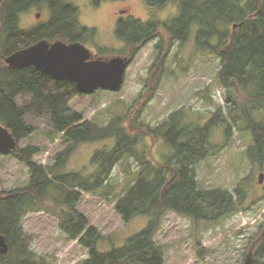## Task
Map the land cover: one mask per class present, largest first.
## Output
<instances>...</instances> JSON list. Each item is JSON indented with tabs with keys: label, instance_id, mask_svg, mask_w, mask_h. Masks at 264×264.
I'll use <instances>...</instances> for the list:
<instances>
[{
	"label": "trees",
	"instance_id": "obj_1",
	"mask_svg": "<svg viewBox=\"0 0 264 264\" xmlns=\"http://www.w3.org/2000/svg\"><path fill=\"white\" fill-rule=\"evenodd\" d=\"M168 1L147 0L155 9ZM42 3L46 4L50 19L30 30L21 28V16ZM179 9L178 16L172 20L152 21L157 35L152 34L154 25H144L134 18L119 22L116 34L135 57L159 36L157 30L161 27L176 42L186 41L194 27L198 29L199 46L209 49L221 61V85L237 88L247 98L241 114L233 117V124L244 121L245 128L241 127L240 131L252 135L249 159L257 162L264 156V122L256 121L246 104L264 110V0H179ZM94 33V29L80 24L78 8L66 0H0V123L18 143L47 126L54 138L69 145L58 155L54 166L35 161L40 152L36 147L0 155L15 158L31 174L28 187L0 194V234L9 248L7 254L0 253V264H53L38 257L32 249V238L24 229V219L29 213L46 212L58 217L68 240L78 241L88 250L89 257L82 264H165V251L157 243L156 235L167 213L212 223L230 218L243 209L242 190L236 197L224 189H199L196 166L209 155L207 144L209 133L216 125L214 121L194 130L181 125L183 113L179 112L156 128L141 122L131 127L121 117H114L107 126H101L85 120L82 113L70 107L75 96L83 95L75 83L56 80L34 67L13 69L3 61V57L42 40L92 43L88 39ZM229 102L237 104L234 100ZM220 122L225 123L222 126L229 137L234 125L223 119L217 125ZM145 137L153 142L162 138L175 151L174 157L166 164L154 165L139 150ZM110 139H116V146L110 153L96 156L100 167L97 174L89 178L60 174L69 153L77 146ZM129 159L138 163L139 171L118 198L116 210L126 223L139 216H149L151 221L124 246L102 253L98 250L104 238L102 232L78 210V205L83 193L102 189L114 169ZM48 202L54 207H46ZM250 260L246 262L264 264V225Z\"/></svg>",
	"mask_w": 264,
	"mask_h": 264
},
{
	"label": "rangeland",
	"instance_id": "obj_2",
	"mask_svg": "<svg viewBox=\"0 0 264 264\" xmlns=\"http://www.w3.org/2000/svg\"><path fill=\"white\" fill-rule=\"evenodd\" d=\"M66 2L78 8L82 26L95 30L88 39L92 43L86 42V46L103 56L130 54V49L116 34L119 17L146 21L155 14V21L166 22L176 18L180 10L178 0H169L154 13L147 0ZM38 14L41 15L39 19ZM50 16L46 4H39L21 16V28L38 27ZM197 31L194 27L186 41L176 42L163 28L159 29V36L135 56L120 92L98 91L91 96H75L70 107L82 113L85 120L101 126H107L114 117H121L131 127L141 122L156 128L179 112L183 113L181 125L194 130L205 128L214 121L216 125L209 133L207 144L209 155L196 166L199 189H224L236 197L242 190L244 210L212 223L196 222L169 212L162 220L156 241L165 251V264H246L247 259L252 261L254 257L264 225V182L260 183V176L264 174V156L255 163L249 159L252 135L241 133L240 128H245L244 121L233 124V117L241 114L247 98L237 88L221 85V61L209 49L199 46ZM246 106L256 121L264 122V110ZM222 119L234 125L229 137L222 126L225 123L217 125ZM179 122L180 118L176 120L177 124ZM51 132L49 127L42 126L32 136L20 141L18 149L36 147L40 152L35 161L54 166L58 155L69 145L54 138ZM145 138L141 140L139 150L144 151L154 165L166 164L174 157L175 151L162 138L154 142ZM116 143V139H110L77 146L69 153L60 174H80L84 178L94 176L100 170L96 156L102 152L110 153ZM138 171L134 159L125 161L114 169L102 189L83 193L79 202L78 210L102 232L104 238L98 245L102 253L124 246L151 221L149 216H139L126 223L116 210L118 198L133 183ZM30 179L26 165L13 157L0 156V194L26 188ZM45 206L54 207L51 202ZM24 229L32 238L33 251L50 263L82 264L89 257L88 250L78 241L68 240L58 217L46 212L29 213L24 219Z\"/></svg>",
	"mask_w": 264,
	"mask_h": 264
},
{
	"label": "water",
	"instance_id": "obj_3",
	"mask_svg": "<svg viewBox=\"0 0 264 264\" xmlns=\"http://www.w3.org/2000/svg\"><path fill=\"white\" fill-rule=\"evenodd\" d=\"M37 15V19L40 18ZM237 26L235 25L234 28ZM133 56L96 57L83 43L42 40L33 46L3 57L6 65L13 69L34 67L56 80L75 83L78 91L91 96L99 90L118 93L124 85L127 69L133 63ZM18 150V141L0 123V155ZM264 182V174L260 183ZM9 248L0 234V253L7 254ZM248 264V262H246Z\"/></svg>",
	"mask_w": 264,
	"mask_h": 264
},
{
	"label": "flooded vegetation",
	"instance_id": "obj_4",
	"mask_svg": "<svg viewBox=\"0 0 264 264\" xmlns=\"http://www.w3.org/2000/svg\"><path fill=\"white\" fill-rule=\"evenodd\" d=\"M178 2H179V0H178ZM151 9H153V10H152L153 13H154V11L156 10V9H154V8H151ZM179 12H180V10H179ZM154 15H155V14H154ZM154 15L151 14V16L149 17V19H147L146 21H143V20H139V21L142 22V24H144V25H148V24H152V25H154L153 27H151V29L154 30V28H156L155 24L152 23V21H155V19H154L155 16H154ZM119 19H120V20L118 21V23H119V22L127 21V20L129 19V17H128V16H125V17L122 16V17H119ZM171 20H172V19H171ZM168 21H169V20H168ZM156 22H157V20H156ZM162 22H163V21H161V23H162ZM161 28H163V30L166 31V30L164 29V27H161ZM156 29H157V28H156ZM157 32H159V30H157ZM153 33H155V35H157L155 30L152 32V34H153ZM155 39H156V38H155ZM155 39H154V40H155ZM154 40H151V42L154 41ZM81 43H82V42H81ZM83 44L86 45L85 43H83ZM87 47H88V46H87ZM88 48H89L91 51H93L90 47H88ZM131 51H132V50H131ZM94 54H95L96 57H100V56H98L96 53H94ZM119 56H123V55H119ZM128 56H133V55H132V53L130 52V54H128Z\"/></svg>",
	"mask_w": 264,
	"mask_h": 264
}]
</instances>
